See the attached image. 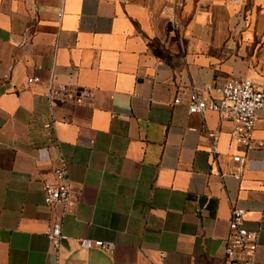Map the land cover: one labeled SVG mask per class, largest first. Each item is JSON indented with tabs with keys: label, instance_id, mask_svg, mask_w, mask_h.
I'll list each match as a JSON object with an SVG mask.
<instances>
[{
	"label": "crops",
	"instance_id": "1",
	"mask_svg": "<svg viewBox=\"0 0 264 264\" xmlns=\"http://www.w3.org/2000/svg\"><path fill=\"white\" fill-rule=\"evenodd\" d=\"M173 1L0 0V264H233L232 206L264 264V111L245 149L229 117L188 106L231 77L264 84V0H178L177 27ZM52 83L83 102L49 99ZM61 158L67 210L45 204Z\"/></svg>",
	"mask_w": 264,
	"mask_h": 264
},
{
	"label": "built area",
	"instance_id": "2",
	"mask_svg": "<svg viewBox=\"0 0 264 264\" xmlns=\"http://www.w3.org/2000/svg\"><path fill=\"white\" fill-rule=\"evenodd\" d=\"M238 2L239 0H235ZM181 3L174 0L172 4L164 8L161 14H168L174 27L180 25L177 17V10ZM30 36L25 38V42ZM28 81L38 82L37 76L29 77ZM221 97L218 100L205 97L201 92L193 90L188 100L189 111L205 115L208 112H217L229 117L232 121L230 132L231 139L245 149L253 146V133L260 120V114L264 111V84L257 85L248 78L231 77L217 88ZM48 97L51 100L69 101L81 103L84 94H74L73 89L67 84L52 83L49 88ZM175 102H180L176 98ZM50 126L49 123L46 124ZM212 151L216 152L215 143L212 144ZM234 160L240 164L241 175L245 155L236 154ZM54 180L43 183L45 191V204L49 207L60 204L67 210L74 202L75 194L70 180L66 162L63 158L53 170ZM245 210L238 206H232L231 216L228 222V232L223 239L225 257L233 264H256V251L258 247L259 231L249 230L244 225ZM51 245V253L58 256L62 241L68 239L62 230L61 222L53 223L46 231ZM79 245L86 249L102 248L108 251L113 250L114 244L103 240L89 238H78ZM162 256L164 253L161 254Z\"/></svg>",
	"mask_w": 264,
	"mask_h": 264
}]
</instances>
